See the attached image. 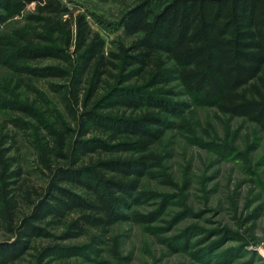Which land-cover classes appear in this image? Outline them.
Returning <instances> with one entry per match:
<instances>
[{
	"label": "trees",
	"instance_id": "1",
	"mask_svg": "<svg viewBox=\"0 0 264 264\" xmlns=\"http://www.w3.org/2000/svg\"><path fill=\"white\" fill-rule=\"evenodd\" d=\"M31 4V32L15 41L0 35V65L40 108L0 98V111L28 120L10 123L24 135L44 183L29 185L15 137L2 135L0 232L9 239L0 240V264L20 262L36 240L52 241L36 264L80 256L88 246L54 243L125 221L142 195L141 180L157 177L160 157L151 148L184 110L180 96L193 95L264 134V0H139L121 19L132 41L107 51L86 16L60 0H0V26Z\"/></svg>",
	"mask_w": 264,
	"mask_h": 264
},
{
	"label": "rangeland",
	"instance_id": "2",
	"mask_svg": "<svg viewBox=\"0 0 264 264\" xmlns=\"http://www.w3.org/2000/svg\"><path fill=\"white\" fill-rule=\"evenodd\" d=\"M60 1L74 14L86 16L91 29L104 39L106 51L132 41L124 35L121 19L139 0ZM33 11L31 4L9 17L0 35L15 41L31 32L33 25L25 17ZM31 84L60 107L42 81ZM0 98L40 108L35 95L2 65ZM177 101L184 110L151 148L160 157L157 177L141 180L142 195L128 218L105 231L88 230L78 239L57 240L54 244L62 247L89 248L80 256L56 257L45 264H264V134L253 123L223 116L193 95ZM13 118L28 121L21 114L0 111V137H15L25 177L39 188L44 177L24 135L10 123ZM4 147L10 149V144ZM153 214L156 219L149 223ZM63 229L52 234L59 236ZM7 239L0 232V240ZM49 245L52 241L36 240L33 250L16 264H36L40 249Z\"/></svg>",
	"mask_w": 264,
	"mask_h": 264
}]
</instances>
